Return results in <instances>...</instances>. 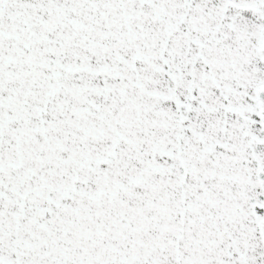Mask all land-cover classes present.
Instances as JSON below:
<instances>
[{
	"label": "snow or ice",
	"instance_id": "6c2138e0",
	"mask_svg": "<svg viewBox=\"0 0 264 264\" xmlns=\"http://www.w3.org/2000/svg\"><path fill=\"white\" fill-rule=\"evenodd\" d=\"M0 264H264V0H0Z\"/></svg>",
	"mask_w": 264,
	"mask_h": 264
}]
</instances>
